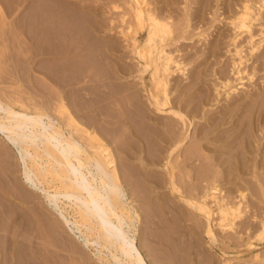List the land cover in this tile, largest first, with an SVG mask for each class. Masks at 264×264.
Masks as SVG:
<instances>
[{"label":"bare ground","instance_id":"1","mask_svg":"<svg viewBox=\"0 0 264 264\" xmlns=\"http://www.w3.org/2000/svg\"><path fill=\"white\" fill-rule=\"evenodd\" d=\"M43 1L41 0L40 3ZM46 1H49V0H46ZM56 1H59V0H56ZM56 1H53V2H56ZM114 1L115 0H113V2ZM125 1H126L125 2L126 5L128 4L129 6L128 5L127 6L130 7L131 10L128 7L127 8L130 11H132V12H130L128 10L131 13L129 15H131L132 19L130 18V16H129L130 19L127 18V22L130 23L131 25H129L126 22V19H125L126 17L124 18V16H121V18L123 17L122 18V24L127 23L128 25L127 26L125 25L126 27L122 28L120 30V33L119 32L118 33H119V35H121L120 37L123 38L122 40H124L128 43L127 46H129L131 49L130 50V53H131L130 58L132 57L131 59L134 61V65L136 63L137 70L135 68L134 69L136 71L133 70L132 68L134 67V65L131 68V66H129V63H128V66L130 68L129 67L128 68L124 67V68L129 73H130V71L131 72L135 71V74L137 73L138 79L140 81L143 79L144 74L149 75V81L151 83L150 88L147 85L142 86V87H144L147 101L154 108L155 111H157L159 113H166L170 117L169 118L166 117L167 118L166 121H163V119H161L162 117L161 118L157 117L158 116L157 113H156L157 115L155 114L156 116L153 117L152 115H150L149 112H147V109L143 106V104H140L139 102L134 101L135 99L129 100L130 99L129 96L132 98H136V100L139 96L137 97L135 95V93L129 94L128 92H130V91H128L127 92L128 93L127 98H129V99H127V98L126 99H127V101L128 100L131 102L133 101V103L130 104L129 102H125L126 105L130 104L129 106L127 105V107H126L127 108L126 109V115H125L126 117L125 118L121 117L122 119L123 118L124 119L120 120L121 118H118L116 116V118H118V120L117 119H113V120H114V122L116 120L120 121L119 126L117 127V129H114V127H116L117 124L115 123L116 124L115 125L114 122H112L115 125V126L113 125L114 127L112 126L113 127L112 129H114V130L113 131L110 130V132L111 131L112 132L107 133V130H109L108 128L111 127V126L108 127L109 125L107 126L108 127L107 130L105 127H104L105 128L104 131L99 130V129H102V127H101L102 124L106 125V123H102V122L107 120L106 117H105L106 120L105 119L103 120L101 118L103 120L101 122L102 124L96 125L97 124L96 121H94V123L92 121L91 122L92 124H90V122H89V124H88L89 127H87L88 126V125H86L87 122L84 120L86 122V124H83L84 121L82 123L81 122L82 119L80 121V119L76 118V116L73 115L72 111H70L69 107H68L69 108L68 109V108H65V106H64L62 108V112L58 113L59 116L56 118H52L46 112V109H48L50 107L49 103H46V102L43 103L42 102V104H39V105L37 104L38 106H40V109L38 107L37 109L34 108L35 109L34 110V109H31L28 106H26L27 104L25 105L26 107H24V106L20 107L19 106V108H16L14 103L10 104L11 102H9V101H8L9 103H5V101L3 102L2 100H0V138H2V140L6 144V147H10L15 152L16 158H17L19 165H20V168H21V179H22L24 185H26L33 192L35 191L38 194H40V197L41 196L43 197V201L46 204L47 208H49L50 211H52V213L58 219L57 221H59L61 223L59 225H62V227L67 230V232H69L71 235L74 236L73 241H71V242H73L71 244L72 250H71V248H68L74 254L83 255V252H82L83 249H87V250L90 249V251H92V256L98 261L99 264H153V263H151L152 261L149 262V260H148L150 255L149 256L147 255L149 250L147 251V247L145 246L146 244L143 245L141 242V240L143 238L140 239L138 237L139 233L137 231L138 229H137L136 223H138L137 221H138L139 217L142 216V215H139V213H140L139 210H141L140 209L141 207L139 208V206L141 205V203H144V205H147L146 207L148 209H150V206L156 205V203H158V205L160 204L161 197L163 195L161 196V194H159V191H156V190L161 189L160 183L162 184L163 182H162V179H160V177H159V179L155 178V180H156L155 181L154 178L152 180V179H149L148 177H146V175L148 174L147 172H145L147 174L144 175V172H142L139 169L137 170V168L135 169V166L133 164V159L134 158H136L137 160L139 159L141 162L146 163V164H148L150 161L149 164H151L150 165V167H151L152 165L159 163V161H162V160H160V158H161V156H163L162 155L163 152L166 153V159L168 158V160L163 164V166L161 164V166H162V168H164V170H166V172H164V171L163 172L166 173V176H167L165 181H167L166 184H168V186H169L168 188L170 190V194L178 195L176 197H179L178 199L180 201H182L184 203V205H186L188 207V208L187 207L186 208L188 210H191V212L193 211L194 215H198V217L202 219V220H200L201 221V223H199L200 225L199 224L198 225L201 228L200 230H203L202 232H204V234L208 237L209 247L213 248L219 244L221 239L219 238V234H217V231H216L217 229H219L221 232H224V234H226L225 238H223L224 234L221 236V238H223L222 240L226 239V242H227V246H225L223 243L224 241H222L220 244L221 245L220 247H227L231 250H234V252L236 254L251 253L254 250V248L256 247V245H254L255 243L264 245V90H259L258 92H256L255 95L247 96L246 93H244V90H241V91L236 93L237 87L233 88V85L231 86V84L233 82L239 81V84H241V87L243 88V87H245L244 81H247V82L252 81V83H253L254 79H256V78L259 79L258 78L259 70L264 69V31L261 30L260 28H259V31L255 30V28L253 27L254 24H257V22H260V21L261 22L263 21L261 23V26H264V0H202L201 1V4H202L201 9H199L200 7L199 8L195 7V11L193 10V12H192V8L194 9V6L190 3L193 0H191V1L180 0V1H183L185 4L183 6L182 12H179L181 10H173L176 6L175 4L178 5V3L180 2L179 0H163V2H162V0H125ZM19 2H20V0H19ZM26 2H27V0H26ZM36 2H37V0H36ZM49 2H47V4ZM199 2H196V4ZM22 3H20V4L22 5ZM29 3L31 4V2H29ZM115 3H117V2H115ZM192 3L194 4V1ZM18 4H16V6ZM20 4H19V6H21ZM42 4H45V2H43ZM55 4H57V2ZM58 5H59V3L57 4V6ZM64 5L65 4H62V6H64ZM112 5L114 6L113 9L119 10L118 5H115L114 3ZM190 5H191V7H190ZM19 6H17V7L19 8ZM29 6L32 9H34L33 7L35 5H33V6L29 5ZM38 6H39V3H38V5L36 4L33 13L34 12L36 13V11L38 10L36 8H38ZM49 6L47 8H49ZM73 6L75 7L76 4ZM172 6L174 8H172ZM220 6H222V7H220ZM45 7H46V5L44 6V9H45ZM203 7L206 10L213 12V14L211 15L212 17H210L211 18L210 20H212L210 22L211 23L213 22L212 24L217 23V22L222 23L223 21L221 19H223L224 21L225 20L228 21L229 25L228 24L227 25L231 27L228 30V31H230V34L228 35V39H227L228 41L221 43V41L218 40V37H216L217 36L216 35L217 33H216L215 37L218 41L216 42V40L215 41L213 40L214 46H212V47L210 46L208 52L212 56L211 59L215 58V61L216 60L219 61V55H220V52L222 49L220 46H221V44L226 45V47L225 46H223V47H225L226 53L231 55V60H230L229 65H228L231 69L228 68V70H230L229 72L232 73V76H230L231 74L228 76L229 72H227V73L223 72V76H222L224 78L223 86L226 88H227V86H229L228 87L229 89H227L229 91H228V93L225 92V93H227V96H225V98H227V102L222 107L221 116L217 117V115H215V117H217V119H215V117L214 118L208 117L206 119L207 123L205 122V125H202L201 127H199L197 129L196 134L193 135V137H191V135H189V132H188L190 126L193 125L190 117H188L186 115V113H183L180 109H178V107L176 109L173 106H171L170 100H169V95H170L169 94V87H170V84H172L171 81L174 78L173 76L180 74V73H182L183 75L186 74L185 68L188 69V67H185V65H183L185 63L180 61L181 58L179 60L176 59L174 52L176 51L179 53L181 51H179L178 48L173 50V51L172 50L169 51V47L174 46L175 44L176 45L180 44L181 48L184 46L186 47L187 44L185 43V41H188V40L193 41V38L191 36L194 35V36L201 37L204 34L203 32H196L195 33V31H194L193 35H190V33L193 32V31H191V29H192L191 27L193 26V24L196 23L195 22L191 25L192 21L197 19L198 22H202L204 20L203 14L205 13V11H203V10H205V9H203ZM214 7L216 9H214ZM31 8H29V10H31ZM63 8H65V7H63ZM78 8H79V6H78ZM80 8L82 9V7H80ZM177 8H178V6H177ZM177 8H175V9H177ZM67 9L69 10L68 7H67ZM213 9H214V11H213ZM54 10H55V8H54ZM64 10L65 9H63V11ZM86 11H87V9H86ZM38 12H39V10H38ZM43 12H48L47 15L50 16L49 10L48 11L43 10ZM126 13H128V12H126ZM27 14H29V13H27ZM43 14H46V13H43ZM65 14H67V12ZM70 14H71V12H70ZM41 15H42V13H41ZM63 15H62V17H63ZM74 15L72 13V17H74ZM82 15L84 16L85 14L83 13ZM127 15L128 14H125V16H127ZM31 16H33V14ZM31 16H29V18ZM37 16H39V15L37 14ZM87 16H86V18H87ZM221 16H224V17H221ZM22 17H23V15H22ZM25 17L27 19V16H25ZM33 17L35 18V15ZM39 17H40V19H42L44 17V15H43V17H41V16H39ZM11 18H12V16H11ZM50 18L51 17H49V19ZM40 19H38V20H40ZM78 19H79V17H78ZM89 20H91V19L89 18ZM130 20H133L132 23ZM78 21H80V20H78ZM120 21H121V19H120ZM30 22H32V21H30ZM45 22H48V21H45ZM45 22H43V23H45ZM179 22H180V24H179ZM15 23L17 24V22H15ZM15 23H14V25H15ZM49 23H50V21H49ZM63 23H65V21ZM85 23H86V20H85ZM5 24H6V22H5ZM217 24H214L215 27ZM23 25H25V24H23ZM33 25H35V24L33 23ZM82 25H83V23H82ZM82 25L80 27H82ZM118 25H120V24H118ZM196 25H198V24H196ZM199 25H200V23H199ZM214 25H212V26L214 27ZM8 26H10V25H8ZM42 26H41V29H42ZM52 26H53V24H52ZM59 26H60V24H59ZM87 26H90V25H87ZM12 27H14V26H12ZM34 27H36V26H34ZM43 28H44V26H43ZM87 28H89V27H87ZM6 29H7V27H6ZM52 29H53V27H52ZM82 29H83V27H82ZM93 29H94V27H93ZM195 29H198V27H195ZM45 30H46V28H45ZM47 30H50V29L47 28ZM71 30H73V29H71ZM175 30L178 31L177 35L174 34ZM222 30H221V32H222ZM30 31L29 32L32 33V30H30ZM60 31H62V30L60 29ZM91 31H89V32L91 33ZM176 31H175V33H176ZM44 32H46V31H44ZM71 33H72V31H71ZM37 34H38V32H37ZM79 34H80V32H79ZM219 34H220L219 37H221V33H219ZM8 35H9V33H8ZM50 36H51V33H50ZM61 36H62V34H61ZM203 36H205V35H203ZM256 37H258V38L256 39ZM55 38L56 37H54V39ZM91 38H90V40H91ZM117 39H114V40L112 39V40L115 41ZM9 40H10V38H9ZM48 40H49V38H48ZM48 40H46V41H48ZM94 40H95V38H94ZM107 40H109V39H107ZM118 40H117V42H118ZM5 41H7V40L5 39ZM35 41H37V40H35ZM79 41L81 42V40H79ZM200 41H202V40H200ZM117 42H115V44L113 43L112 45H115V46L118 45V44H116ZM43 43L44 42H42V45H44ZM55 43H56V41L53 44H55ZM82 44L84 45V43H82ZM47 45L49 46V41H48ZM51 45H52V43H51ZM109 45H111V44H108V46ZM76 46H77V44H76ZM79 46H80V44L77 47H79ZM127 46L125 44V47H127ZM193 46H194V44H193ZM26 47L27 46H25V48ZM80 47L77 49H80ZM83 47H86V46H83ZM88 47H89V45H88ZM104 47H105V44H104ZM178 47H179V45H178ZM30 48H32V47H30ZM90 48H92V47H90ZM102 48H103V46H102ZM108 48H110V47H108ZM113 48H114L115 52H117L115 47H113ZM51 49H52V53H54L53 52L54 48L52 47ZM62 49H63V47H62ZM86 49H83V50H86ZM127 49L128 48H126V50ZM194 49H195V47H194ZM33 50H35V49H33ZM102 50H100V51L103 52ZM75 51H77V50H75ZM123 51H124V49H123ZM41 52H43V54L45 53L44 50ZM56 52H59V50H57ZM81 52H82V50H81ZM110 52H112V51H110ZM115 52H113V53H115ZM222 52H224V51H222ZM39 53H40V51H39ZM52 53H50V54H52ZM107 53H109L108 50L106 53L104 51L102 54H104V57H105V54H107ZM184 53H185V51H184ZM45 54L47 55V53H45ZM48 54H49V52H48ZM96 54L94 52L92 54H89L90 63H91V61H93L92 67H91V65L89 66V64H87V66L89 68L90 67L93 68V65L96 64V62H97V64H99V62H98L99 60L97 59ZM98 54H100V53L98 52ZM192 54H195V52L194 53L192 52ZM176 55L178 56V54H176ZM185 55L189 56V54H184V56ZM221 55H222V53H221ZM27 56H29V55H27ZM113 56H114V54H113ZM85 57H87V56H85ZM101 57H103V55ZM107 57H108V59L112 58L111 54H110V56H107ZM195 58H196V56H195ZM27 59H29V58H27ZM31 59H30V61H31ZM117 59H115V60H117ZM77 60H79V59H77ZM86 60L89 62L88 59H86ZM105 60H106V58H105ZM112 60H114V59L112 58ZM57 61H59V60H57ZM94 61H96V62H94ZM206 61L207 60H205L204 63ZM84 62H85V59H84ZM84 62H83V64H84ZM101 62H103V61H101ZM55 63L57 64L58 62H55ZM110 64H111V66L110 65L109 66L112 67L113 66L112 62ZM114 64H116V63H114ZM59 65L60 64H58V66ZM79 65L81 66V63ZM188 65H189V63H188ZM206 65H207V62H206ZM107 66H108V64L106 65V67ZM124 66H126V65H124ZM84 67H86V66H84ZM101 67L102 66L99 67L98 71H102V70H100ZM121 67H123V66H121ZM226 67L227 66H225V68ZM49 68H50V66H49ZM67 68H66V70H67ZM91 68H90V70L93 71V69H91ZM95 68H97V67H95ZM116 68H118V67H116ZM116 68H113V69L116 70ZM222 68L223 67L221 66L220 69H222ZM220 69H219V71H221ZM74 70H75V68H74ZM90 70H88V71H90ZM109 70H108V72H112V69H109ZM117 70L120 71V65H119V68ZM122 70H123V68H122ZM122 70L120 71V73L122 72ZM202 70H203V68H202ZM104 71L106 74L105 76H107L109 73L106 72V70H104ZM64 72L65 71H63V74H64ZM83 72H84V70H83ZM209 72H210V70H209ZM217 72H218V70H217ZM56 73H57V71H56ZM76 73H77V71H76ZM93 73H96V72L94 71ZM102 73H104V72L102 71ZM113 73L114 72H112L110 74L112 75ZM49 74H51V73H49ZM95 75L99 76V74H97V73L94 74L93 76H95ZM199 75H200V73H199ZM208 75H210V74H208ZM105 76H104V79H105ZM128 76H130V75H128ZM108 77L109 76H107V78ZM97 78H99V77H97ZM196 79H198V77ZM205 80H207V79H205ZM64 81H66V80H64ZM116 81H119V78ZM116 81H114V83ZM193 81H195V80H193ZM70 82H71V80L69 81V83ZM105 82H103V83H105ZM121 82L122 81H120L119 84H122ZM119 84H118V86H119ZM62 85H63V82H62ZM178 85H179V83H178ZM197 85H199V84H197ZM187 88H189V87H187ZM115 90H114V92H115ZM123 90H125V92H119V94L120 93H126L127 88L123 89ZM123 90H121V91H123ZM64 91H65V89H64ZM117 91L115 93H112V94H114V96H115L117 94ZM100 92H102V91H100ZM100 92H99V94H100ZM187 92H189V91H187ZM110 94L108 95V93H107L106 96L110 97ZM119 94L117 96H119ZM179 94H178V96H179ZM62 95H63V93H62ZM103 95H104V93H103ZM121 95H123V94H121ZM111 96H113V95H111ZM185 96H187V95H185ZM1 97H2V95H1ZM119 97L121 100L122 97L121 96H119ZM119 97H117V98L119 99ZM124 97H126V96H124ZM143 97H145V96H143ZM180 97H181V95H180ZM201 97H202V94H201ZM205 97H206V95H205ZM7 98H6V100H7ZM62 98H63V96L61 97V99ZM115 98H116V96H115ZM115 98H113V99H115ZM63 99H65V98H63ZM105 99H107V97ZM179 99H181V98H179ZM34 100H32V101H34ZM101 100H103V99L101 98ZM112 100H110V101H112ZM124 100H125V98H124ZM11 101H12V99H11ZM66 101H68V99H66ZM93 101H94V99H93ZM107 101H109V100L107 99ZM117 101L120 103L119 100H117ZM122 101H123V99H122ZM204 101H206V100L204 99ZM17 102H18V100H17ZM105 102H106V100H105ZM144 102H146V101H144ZM177 102H178V100H177ZM20 103H22V102H20ZM58 103H60V102H58ZM68 103H70V102H68ZM115 103H116V100H115ZM192 103H193V101H192ZM201 103H203V100ZM21 105H24V104H21ZM73 105H72V107H73ZM177 105H178V103H177ZM16 106H17V104H16ZM107 106H109V105H106V107ZM110 106H114V105L110 104ZM122 106H123V104L121 105V107ZM60 107H61V105H60ZM103 107H105V106H103ZM53 108H54V105H53ZM107 108L109 109L110 107H107ZM196 108H198V107H196ZM200 108L201 107L198 108L199 109V110H197L198 112L200 110H202V108L201 109ZM72 109H74V108H72ZM122 109H120V110L122 111ZM80 110L82 111V107ZM118 111H119V109H118ZM83 112H84V110H83ZM100 112L104 113L105 110L104 111L101 110ZM97 113L99 114V111ZM123 113H125V112H123ZM83 114H85V113H83ZM115 114H116V112H115ZM151 114H153V113H151ZM95 115H97V114H95ZM95 115H93V116H95ZM103 115L105 116V114H103ZM103 115H101V113H100V116H103ZM111 115L112 114L110 113V118H111ZM79 116H81V115H79ZM83 116L86 117L85 115H83ZM118 116H120V115H118ZM218 116H219V114H218ZM77 117H78V115H77ZM88 117L89 116H87L86 119H88ZM92 117H90V118H92ZM107 117L109 118V116H107ZM83 119H85V118H83ZM101 119H99V122L101 121ZM95 120L98 121V119H96V118H95ZM193 121H195V120H193ZM112 123L109 122L110 125ZM97 126H99L100 128ZM179 126H180L181 130H183L182 128L186 129L185 132L181 131L183 134L180 132ZM104 133H105V135H108L109 137L107 136L108 137L107 138L104 135ZM212 134H213V136H212ZM123 136L125 137L126 141H124V139L121 138ZM120 139H123V141H121ZM110 141H112L111 143L114 142V144L117 145L115 149L113 148V146L111 147V145L106 144L107 142L110 143ZM189 143L191 145L196 143L193 145V147H195V150H197V151H192L191 150L192 146H190L191 152H190V150H187V149H189V147L187 145ZM201 150H205L206 152H208V154L205 156L204 154H202L203 151H201ZM187 151H189V152H187ZM117 157L120 158L121 161H118ZM147 161H148V163H147ZM149 164H148V166H149ZM186 168H188V169L190 168V170H193L194 172L196 171L195 173H197V171H198V174L200 172L201 173L204 172V174L207 176L208 175L213 176L211 181L209 180L210 178L207 179L209 176L208 177L205 176V177H207L206 182H208V183H207V186L205 185L207 187V189H206L207 191H205L203 193V195L200 196L198 194L194 195L193 193H190V192L188 193V191H186L187 189L190 190L193 188V190H196L198 187L196 188L195 185H193V186L192 185L188 186V184L186 185L187 181L184 182L185 180H183L185 178L180 179V180H179V178H176L177 175L175 172L178 171V174L180 175L182 173H185L184 170ZM144 170L145 169H143V171ZM208 173H210V174H208ZM163 175H165V174H163ZM158 176H160V175H158ZM154 177H155V174H154ZM163 180H164V178H163ZM178 180H179V182L182 180L181 183H178ZM199 181H200V179H199ZM222 181H223V183H222ZM182 182L185 183V186L183 185ZM190 182H192V181H190ZM47 184L48 185H50V184L54 185L55 184V189L54 190H51L52 188L49 189L46 186ZM186 187H187V189H186ZM198 190H199V188H198ZM153 192H155L157 194V195H154L155 197H153L151 195V194H153ZM21 193H22L21 195L23 197L24 196L27 197L29 195V193L27 194V192L25 193V191H23ZM31 194H33V193H31ZM195 194H196V192H195ZM167 198H168V196H167ZM166 201H167V199H166ZM139 203H140V205H139ZM177 203H179V202H177ZM211 203H213V204H211ZM66 205L74 208L73 211L76 212V214L80 220H76V219L70 217L69 216L70 214L68 215V213L64 207ZM180 205H178V213L181 216V215H183L184 210L186 208L185 207L182 208ZM17 207H18V205H17ZM187 209H186V211H187ZM10 210L12 211V209H10ZM164 211H166V210H164ZM14 212H16V209ZM173 212H175V210ZM173 212L171 214H173ZM1 213H2V211H1ZM152 213H154V212H152ZM193 213L190 216L193 217L194 216ZM9 214H10V212H9ZM147 214H149V213H147ZM147 214H146V217H144V218H147V220H149L151 222V220H152V219L150 220L151 214H149V215H147ZM157 214L155 213L156 216H157ZM178 216L179 215H177V217ZM198 217H196L197 219L193 222V224L199 220ZM181 218H184V217H180V219ZM194 218L195 217H193V219ZM17 219H19V218H17ZM161 219H162V217H161ZM187 219L192 220L189 217ZM5 220H3V221H5ZM21 220L19 221V224H18V226L20 225L19 227H21V226L27 227L28 226L30 229H32L31 224L33 223V220L29 216H26L24 220H22V221ZM183 220L185 221V219H183ZM180 221H182V220H180ZM155 222H156V220H155ZM160 223H162V222H160ZM13 224H15V223H13ZM176 225H177V223H176ZM171 226H173V224ZM197 226H195V227H197ZM158 227H160V226H158ZM169 227H170V225H169ZM10 228H11V226H10ZM46 228H48V225ZM155 228H157V227H155ZM39 229H40V227H39ZM177 229H178V227H177ZM166 230H168V229H166ZM170 230H172V229H170ZM179 230H180V228H179ZM179 230H178V232H179ZM182 230H183V228H182ZM31 231L33 232V230H31ZM144 232H145V230H144ZM180 232H182V231H180ZM202 232H200V233L202 234ZM16 233H18V232H16ZM19 233H22V232L20 231ZM39 233H41V232H39ZM151 233H149V234H151ZM186 233H187V231L185 232V235H186ZM28 234H30V233L28 232ZM41 234H43V233H41ZM41 234H39V235H41ZM197 234H196V237H197ZM165 235H166V233H165ZM193 235H195V233ZM50 236H52V235H50ZM198 236L200 237V235H198ZM24 237H26V236H23L22 239H24ZM179 237H180V235H179ZM64 238L62 240H66ZM137 239L139 240V242ZM164 239H167V238H164ZM180 239L182 240V238H180ZM180 239H179V241H180ZM190 239H192V238H190ZM162 240H163V238H162ZM24 241H26V239ZM27 241H29V240H27ZM2 242H1V244H2ZM39 242H41V241H39ZM182 242H183V240H182ZM199 242H200V240H199ZM46 243H47V241H46ZM187 243H188V241H187ZM239 243H242V246L244 247L243 250H239L242 247V246H240L238 248V246L240 245ZM20 244H21V246H25L24 245L25 243L23 244V242H21ZM151 244H152V242H151ZM167 244H168V242H167ZM53 245H54V242H53ZM174 246H175V244L173 245V247ZM44 247H45V245H44ZM23 248H25V247H23ZM28 248L29 247H27L26 249H28ZM167 248H169V246ZM227 248H225L223 250H226ZM9 249H10V247H9ZM149 249H151V248H149ZM160 249H159V252H160ZM41 251H43L42 248H41ZM202 251H200V252H202ZM167 252H169V251H167ZM40 253L42 254V252L39 251V254ZM174 253H175V251H174ZM181 253H182V251H181ZM204 253H206V251ZM208 253H210V252H208ZM224 254H225V252H224ZM226 255H227V253H226ZM255 255H256V253H255ZM165 256H166V254H165ZM202 256H204V255H202ZM261 256H262V254H261ZM204 257H208V256H204ZM217 257H218V255H217ZM252 257H254L253 259L258 258V260H260L258 255H256V256L252 255ZM58 258H56V259H58ZM61 258H63V256ZM165 258L166 257H164V259ZM3 259H4V257H3ZM105 259L107 261H105ZM180 259L182 260V258H180ZM210 259H212V258H210ZM225 259L226 260H223V264H235L229 260L230 258L229 259L225 258ZM244 259L246 260V258H244ZM261 259H263V257H261ZM23 260H25V259H23ZM38 260H40V259H38ZM60 260H62V259H60ZM157 260H159V259H157ZM165 260H164V262H165ZM236 260L238 261L239 259H236ZM182 261H184V260H182ZM251 261H253V260H251ZM251 261L249 259V262H251ZM168 262H167V264H168ZM179 264H181V262ZM258 264H264V261H261V263H258Z\"/></svg>","mask_w":264,"mask_h":264},{"label":"rangeland","instance_id":"2","mask_svg":"<svg viewBox=\"0 0 264 264\" xmlns=\"http://www.w3.org/2000/svg\"><path fill=\"white\" fill-rule=\"evenodd\" d=\"M10 1V2H9ZM16 1V0H15ZM14 0H0V100H2L3 102L5 101V103H9L11 102L10 104L14 103L15 104V107L16 108H19V106H28L29 108L31 109H37L39 107L40 109V106H38L39 104H42L43 103H49L50 107L48 109H46V112L52 117V118H56L58 117V113L62 112V108L65 106V108H70V111H72L73 115L76 116V118L82 119V123L83 121L85 120L87 122L84 121L83 124H86L88 125L89 122L90 124H92L91 122L93 121H96V125H100L102 123H106V125L102 124L101 127L102 129H99V130H107L108 128L109 130H107V133H111L114 129H117V127L119 126V122L120 121H117L118 118H121V117H126V107L127 105L129 106L131 103H133V101H129L131 99H135L134 101L136 102H139L140 104H143V106L147 109V112L150 113V115H152L153 117L156 116L158 114L157 117L163 119V121H166V117H170L168 116V114L166 113H159L157 111L154 110V108L148 103L147 101V98H146V93H145V90H144V85H147L149 88H150V81H149V75L148 74H144L143 76V79L140 81L138 79V75L137 73L135 74V71L137 70V65L135 63L134 65V61L130 58L131 56V53H130V47L127 46L128 43L124 40H122L123 38L120 37L121 35H119L120 33V30L124 27H126L128 24L131 25L130 23L127 22V18L130 19L131 18V14L130 11V7H128L126 5V1L125 0H115L113 2V0H59V1H56V0H49V1H46V0H42L43 2H45V4H42L43 2L40 3L41 0H17L15 2ZM53 1H56L57 4L59 3V5L57 6V4H55L56 2H53ZM61 1V2H60ZM64 1V2H63ZM70 1V2H69ZM180 1V0H179ZM178 1V2H179ZM184 1V0H183ZM183 1H180L177 4H175V8H178L175 9L173 6L172 8H174L173 10H181L179 12H182L183 11V6L185 5ZM191 1V0H189ZM194 1V4L192 3ZM192 2H190L193 6H194V9L192 8V12L193 10L195 11V7L196 8H199L201 9L202 7V4H201V1L202 0H193ZM200 1V2H199ZM23 2V3H22ZM26 2V3H25ZM31 2V4L29 3ZM47 2H49L47 4ZM117 2V3H115ZM163 2V0H162ZM188 2V1H187ZM196 2H199L196 4ZM13 5H12V4ZM22 3L21 6H19V4ZM34 3V4H33ZM39 3V6L38 10L36 11V13L34 14L33 11L35 9V6L36 4L38 5ZM115 4V5H118V9H113V5L112 4ZM170 3V2H169ZM176 3V2H175ZM189 3V4H190ZM16 4H18L17 6H19V8L16 6ZM28 4V5H27ZM62 4H65L64 6H62ZM76 6L74 7L73 5ZM9 5V6H8ZM26 5V6H25ZM29 5L33 6L35 5L32 9ZM46 5L45 9H44V6ZM49 8H47L48 6ZM53 5V6H52ZM72 5V6H71ZM12 6V7H11ZM62 6V7H61ZM69 8V10L67 9V7ZM82 7V9L80 8ZM198 6V7H197ZM31 8V10H29V8ZM65 7V8H63ZM130 9H128V8ZM191 7V5H190ZM222 7V6H220ZM28 8V9H27ZM41 8V9H40ZM55 8V10H54ZM78 8V9H77ZM180 8V9H179ZM238 8V7H237ZM27 9V10H26ZM47 9V10H46ZM51 9V10H50ZM63 9H65L63 11ZM87 9V11H86ZM203 9H205L203 7ZM214 9H216L214 7ZM213 9V11H214ZM18 10V11H17ZM42 10V11H41ZM43 10L45 11H48L49 10V15H47L48 12H43ZM67 10V11H66ZM130 12H129V11ZM24 11V12H23ZM30 11V12H29ZM51 11V12H50ZM61 11V12H60ZM71 14H70V12ZM75 11V12H74ZM85 11V12H84ZM205 11V13L203 14V17H204V20L202 22H198L197 19L193 20L191 25L193 23V26L191 27V32L190 35H193L194 31L195 33L196 32H203L205 36H201V37H198V36H191L193 38V41L192 40H188V41H185V43L187 44L186 47H182L179 45H174V46H170L169 47V51H173L175 49L178 48L179 51L181 52H174L175 56H176V59L179 60L180 58V61L185 63L183 65H185V67H188L185 68L186 69V74H177L175 76H173V80L171 81L172 84H170V87H169V100H170V105L173 106L174 108L177 109H180L183 113H186V115L188 117H190L191 121H192V124L188 130L189 132V135H191V137H193V135L196 134L197 132V129L199 127H201L202 125H205V122H206V119L208 117H215V115H217V117H220L221 116V110H222V107L226 104L227 102V98H225V96H227V93L229 90L227 86L224 87L223 86V81H224V78L222 77L223 76V72L227 73L229 72L231 69L228 65H229V62L231 60V55L226 53V45H222L221 44V52H220V55H219V61L216 60L215 61V58L211 59V54H209V47L211 46H214V41L216 40V42L218 40L221 41V43H224L225 41L227 42L228 40V35L230 34V31H228L231 27L228 26L229 23L228 21H224L223 19H221L223 22H217V23H214V24H217L216 27L214 24H212L210 21L212 17L211 15L213 14V12L209 11V10H203ZM222 11V10H221ZM220 11V12H221ZM26 12V13H25ZM42 15H41V13ZM53 12V13H52ZM59 14H57V13ZM67 12V14H65ZM90 12V13H89ZM92 12V13H91ZM125 12V13H124ZM128 12V13H126ZM13 15H12V14ZM29 13V14H27ZM43 13H46V14H43ZM72 13L74 15V17H72ZM78 13V14H77ZM85 14L84 16L82 14ZM209 13V14H208ZM33 14V16L35 15V18L37 19L39 16L44 17L42 19H40V17L38 19L40 20H36L33 16H31ZM37 14L39 16H37ZM57 14V15H56ZM61 14V15H60ZM64 14V15H63ZM81 14V15H80ZM88 16H87V15ZM124 14V15H123ZM125 14H128L127 16H125ZM10 15V16H9ZM23 15V17H22ZM63 15V17H62ZM80 15V16H79ZM95 15V16H94ZM12 16V18H11ZM27 16V19L26 17ZM29 16H31L29 18ZM71 16V17H70ZM87 16V18H86ZM121 16H124V18L126 19V22L128 23H124L122 24V18ZM130 16V18H129ZM225 16V15H224ZM224 16H221V17H224ZM49 17H51L49 19ZM56 17V18H55ZM79 17V19H78ZM82 17V18H81ZM209 17V18H208ZM11 18V19H10ZM15 18V19H14ZM20 20H19V19ZM29 18V19H28ZM34 20H33V19ZM54 18V19H53ZM76 18V19H75ZM89 18L91 20H89ZM220 18V17H219ZM54 21H53V20ZM86 20V23H85V20ZM88 19V20H87ZM94 19V20H93ZM121 19V21H120ZM132 19V18H131ZM207 19V20H206ZM16 20V21H15ZM19 20V21H18ZM29 20V21H28ZM44 20V21H43ZM80 20V21H78ZM24 21V22H23ZM32 21L35 25H33ZM39 21V22H38ZM41 21V22H40ZM45 21H48V22H45ZM50 21V23H49ZM52 21V22H51ZM56 21V22H55ZM58 21V22H57ZM65 21V23L63 22ZM131 23L133 20H130ZM129 21V22H130ZM201 21V20H200ZM208 21V22H207ZM6 22V24H5ZM11 24H10V23ZM17 22V24L15 23ZM27 22V23H26ZM37 22V23H36ZM45 22V23H43ZM93 22V23H92ZM121 22V23H120ZM263 22V21H262ZM261 21L260 22H257V24H254V28L255 30H258L259 31V28L261 30L264 31V26H261ZM15 23V25H14ZM19 23V24H18ZM41 23V24H40ZM83 23V25H82ZM88 23V24H87ZM200 23V25H199ZM211 25H210V24ZM259 23V24H258ZM25 24V25H23ZM49 24V25H48ZM53 24V26H52ZM60 24V26H59ZM99 24V25H98ZM120 24V25H118ZM180 24V22H179ZM198 24V25H196ZM224 24V25H223ZM228 24V25H227ZM10 25V26H8ZM44 28H43V26ZM73 25V26H72ZM82 25V27H80ZM87 25H90V26H87ZM104 25V26H103ZM126 25V26H125ZM203 25V26H202ZM214 25V27L212 26ZM219 25V26H218ZM14 26V27H12ZM36 26V27H34ZM41 26H42V29H41ZM72 26V27H71ZM99 26V27H98ZM111 26V27H110ZM113 26V27H112ZM7 27V29H6ZM11 27V28H10ZM35 29H34V28ZM51 27V28H50ZM53 27V29H52ZM74 27V28H73ZM89 27V28H87ZM94 27V29H93ZM116 27V28H115ZM195 27H198V29H195ZM202 27V28H201ZM207 29H206V28ZM226 27V28H225ZM258 27V28H257ZM40 28V29H39ZM46 28V30H45ZM50 29V30H47ZM56 28V29H55ZM97 28V29H96ZM102 28V29H101ZM263 28V29H262ZM5 29V30H4ZM9 29V30H8ZM19 29V30H18ZM21 29V30H20ZM55 29V30H54ZM58 29V30H57ZM60 29L62 31H60ZM73 29V30H71ZM82 29V30H81ZM92 31H91V30ZM105 29V30H104ZM111 29V30H110ZM175 29V28H174ZM195 29V30H194ZM217 29V30H216ZM223 29V30H222ZM8 30V31H7ZM14 30V31H13ZM32 30V33H30ZM34 30V31H33ZM46 32H44V31ZM64 30V31H63ZM67 30V31H66ZM70 30V31H69ZM108 30V31H107ZM178 30V29H177ZM199 30V31H198ZM206 30V31H205ZM214 30V31H213ZM222 30V32H221ZM22 31V32H21ZM30 31V32H29ZM43 31V32H42ZM58 31V32H57ZM72 31V33H71ZM77 31V32H76ZM80 34H79V32ZM86 31V32H85ZM91 31V33L89 32ZM102 31V32H101ZM107 31V32H106ZM176 31V30H175ZM174 31V34L177 35L178 31H176L175 33ZM205 31V32H204ZM5 32V33H4ZM19 32V33H18ZM24 32V33H23ZM28 34H27V33ZM38 32V34H37ZM41 32V33H40ZM49 34H48V33ZM56 34H55V33ZM63 32V33H62ZM66 32V33H65ZM119 32V33H118ZM209 32V33H208ZM9 33V35H8ZM30 33V34H29ZM50 33H51V36H50ZM217 33V34H216ZM221 33V37L220 34ZM228 33V34H227ZM258 33V32H257ZM47 34V35H46ZM62 34V36H61ZM74 34V35H73ZM77 34V35H76ZM85 34V35H84ZM90 34V35H89ZM104 34V35H103ZM217 36H216V35ZM7 35V36H6ZM17 35V36H16ZM27 35V36H26ZM30 35V36H29ZM47 37H45V36ZM53 35V36H52ZM59 35V36H58ZM64 35V36H63ZM83 35V36H82ZM92 35V36H91ZM99 37H98V36ZM21 36V37H20ZM23 36V37H22ZM36 36V37H35ZM43 36V37H42ZM82 36V37H81ZM94 36V37H93ZM97 36V37H96ZM210 36V37H209ZM218 37V40L216 39V37ZM54 37H56L54 39ZM61 39H60V38ZM64 37V38H63ZM78 39H76V38ZM92 37V38H91ZM119 39H117V38ZM207 37V38H206ZM227 37V38H226ZM10 38V40H9ZM24 38V39H23ZM35 38V39H34ZM49 38V40H48ZM53 38V39H52ZM69 38V39H68ZM91 38V40H90ZM95 38V40H94ZM196 38V39H195ZM202 40V41H200ZM214 38V39H213ZM221 38V39H220ZM224 38V39H223ZM258 37H256L257 39ZM5 39L7 41H5ZM23 39V40H22ZM26 39V40H25ZM33 39V40H32ZM42 39V40H41ZM60 39V40H59ZM65 39V40H64ZM76 39V40H75ZM88 39V40H87ZM109 39V40H107ZM114 39H117L115 41H113ZM195 39V40H194ZM212 39V40H211ZM20 40V41H19ZM37 40V41H35ZM41 40V41H40ZM49 41V46L47 45L48 41ZM51 40V41H50ZM56 43L53 44L55 41ZM64 42H63V41ZM81 40V42L79 41ZM84 40V41H83ZM88 42H87V41ZM106 40V41H105ZM122 40V41H121ZM214 40V41H213ZM12 41V42H11ZM60 43H59V42ZM79 43H78V42ZM83 41V42H82ZM108 41V42H107ZM193 43H192V42ZM213 41V42H212ZM23 42V43H22ZM28 42V43H27ZM30 42V43H29ZM42 42H44L42 45ZM111 44L108 46V44ZM115 42H117L116 44L118 45H112L113 43L115 44ZM209 42V43H208ZM212 42V43H211ZM10 43V44H9ZM40 43V44H39ZM52 43V45H51ZM59 43V44H58ZM84 43V45L82 44ZM86 43V44H85ZM94 43V44H93ZM97 43V44H96ZM101 43V44H100ZM34 44V45H33ZM57 44V45H56ZM62 44V45H61ZM73 44V45H72ZM77 46L80 44V49H77L79 47ZM82 44V45H81ZM93 44V45H92ZM104 44H105V47H104ZM125 44L127 47H125ZM194 44V46H193ZM21 45V46H20ZM34 47H33V46ZM37 45V46H36ZM40 45V46H39ZM46 45V46H45ZM51 45V46H50ZM55 45V46H54ZM69 45V46H68ZM71 45V46H70ZM89 45V47H88ZM92 45V46H91ZM103 48H102V46ZM122 45V46H121ZM25 46H27L25 48ZM58 46V47H57ZM75 46V47H74ZM83 46H86V47H83ZM225 46V47H223ZM22 47V48H21ZM32 47V48H30ZM42 47V48H41ZM44 47V48H43ZM54 48L53 49V52L52 53V49L51 48ZM63 47V49H62ZM70 47V48H69ZM88 47V48H87ZM92 47V48H90ZM100 47V48H99ZM107 47V48H106ZM110 47V48H108ZM116 49L117 52H115L114 48ZM195 47V49H194ZM24 48V49H23ZM29 48V49H28ZM49 50H48V49ZM72 48V49H71ZM87 48V49H86ZM105 48V49H104ZM121 48V49H120ZM124 51H123V49ZM126 48H128L126 50ZM181 48V49H180ZM197 48V49H196ZM199 48V49H198ZM224 48V49H223ZM23 49V50H22ZM26 49V50H25ZM32 49V50H31ZM35 49V50H33ZM37 49V50H36ZM39 49V50H38ZM83 49H86V50H83ZM89 49V50H88ZM92 49V50H91ZM96 49V50H95ZM103 49V50H102ZM109 53L105 54V57H104V54H102L104 51L105 53L107 52V50ZM168 49V48H167ZM45 53H47V55L43 54V51ZM46 50V51H45ZM57 50H59V52H56ZM61 50V51H60ZM68 50V51H67ZM77 50V51H75ZM82 50V52H81ZM99 50V51H98ZM100 50H102L103 52H101ZM114 50V51H113ZM119 50V51H118ZM194 50V51H193ZM40 51V53H39ZM112 51V52H110ZM185 51V53H184ZM206 51V52H205ZM224 51V52H222ZM24 52V53H23ZM37 52V53H36ZM49 54L52 53V54ZM76 54H75V53ZM86 52V53H85ZM91 52V53H90ZM97 53L96 54V57L97 59L99 60V64H97L96 61V64L93 65V68L92 67V62L90 63V60H89V54H92V53ZM98 52L101 54H98ZM115 52V53H113ZM129 52V53H128ZM192 52L195 54H192ZM56 53V54H55ZM60 53V54H59ZM89 53V54H88ZM119 53V54H118ZM200 53V54H199ZM222 53V55H221ZM36 54V55H35ZM63 54V55H62ZM84 54V55H83ZM111 54V57L114 59L112 60V58L108 59L107 56H110ZM114 54V56H113ZM125 54V55H124ZM178 54V56L176 55ZM182 54V55H181ZM184 54H189L188 55H185ZM209 54V55H208ZM225 54V55H224ZM29 55V56H27ZM54 55V56H53ZM56 55V56H55ZM62 55V56H61ZM74 55V56H73ZM80 55V56H79ZM103 55V57H101ZM129 55V56H128ZM198 55V56H197ZM200 55V56H199ZM227 55V56H226ZM59 56V57H58ZM82 56V57H81ZM87 56V57H85ZM123 56V57H122ZM196 56V58H195ZM203 56V57H202ZM34 57V58H33ZM46 57V58H45ZM77 57V58H76ZM80 57V58H79ZM123 59H122V58ZM198 57V58H197ZM29 58V59H27ZM32 58V59H31ZM50 58V59H49ZM56 58V59H55ZM74 58V59H73ZM106 58V60H105ZM118 58V59H117ZM128 58V59H127ZM200 58V59H199ZM227 58V59H226ZM31 59V61H30ZM64 59V60H63ZM79 59V60H77ZM84 59H85V62H84ZM88 59L89 62L86 60ZM104 59V60H103ZM110 61H108V60ZM117 59V60H115ZM125 59V60H124ZM218 59V58H217ZM225 59V60H224ZM33 60V61H32ZM40 60V61H39ZM59 60V61H57ZM63 60V61H62ZM103 62H101V61ZM125 62H124V61ZM129 60V61H128ZM192 60V61H191ZM207 60V65H206V62L204 63V61ZM30 61V62H29ZM54 61V62H53ZM62 61V62H61ZM65 61V62H64ZM84 64H83V62ZM132 61V62H131ZM190 61V62H189ZM201 61V62H200ZM46 62V63H45ZM50 62V63H49ZM55 62H58L57 64ZM70 64H69V63ZM79 62V63H78ZM108 62V63H107ZM113 64L112 67L111 66V63ZM116 64H114V63ZM120 62V63H119ZM131 62V63H130ZM195 64H193V63ZM226 62V63H225ZM32 63V64H31ZM45 63V64H44ZM66 63V64H65ZM81 63V66L79 65ZM108 64V66L106 67V65ZM123 63V64H122ZM128 63H129V66H131L133 70H135L134 72L130 71V73L124 68V67H129L128 66ZM187 63V64H186ZM189 63V65H188ZM199 63V64H198ZM215 63V64H214ZM218 63V64H217ZM52 64V65H51ZM56 64V65H55ZM58 64H60L58 66ZM65 64V65H64ZM72 64V65H71ZM87 64H89V66L91 65V69L87 66ZM104 64V65H103ZM122 64V65H121ZM198 64V65H197ZM202 64V65H201ZM46 65V66H45ZM71 65V66H70ZM97 65V66H96ZM110 65V66H109ZM119 65H120V71L122 70V72L120 73L119 70H117L119 68ZM126 65V66H124ZM188 65V66H187ZM210 65V66H209ZM224 65V66H223ZM50 66V68H49ZM80 66V67H79ZM86 66V67H84ZM97 68H95V67ZM102 66L100 68V70H102L104 73H102V71H98L99 70V67ZM123 66V67H121ZM136 66V67H135ZM203 66V67H202ZM212 66V67H211ZM221 66L223 67L222 69ZM225 66H227L225 68ZM68 67V68H67ZM110 67V68H109ZM118 67V68H116ZM208 67V68H207ZM215 67V68H214ZM53 68V69H52ZM67 68V70H66ZM75 68V70H74ZM85 68V69H84ZM96 70H95V69ZM113 68H116L113 69ZM130 68V67H129ZM135 68V69H134ZM203 68V70H202ZM51 69V70H50ZM57 69V70H56ZM71 71H70V70ZM82 69V70H81ZM109 69H112V72H114L112 75L110 73L112 72H108ZM131 69V70H132ZM207 69V70H206ZM219 69L221 71H219ZM84 70V72H83ZM90 70V71H87ZM108 72L109 74L107 76H109L107 78V76H105V71ZM115 70V71H114ZM129 70V69H128ZM191 70V71H190ZM210 70V72H209ZM218 70V72H217ZM57 71V73H56ZM62 71V72H61ZM63 71L64 74H63ZM70 71V72H69ZM77 71V73H76ZM96 72L98 75H95L93 76L94 74L96 73H93V72ZM110 71V70H109ZM125 71V72H124ZM202 71V72H201ZM51 74H49V73ZM55 72V73H54ZM79 72V73H78ZM117 72V73H116ZM128 72V73H127ZM214 72V73H213ZM62 73V74H61ZM68 73V74H67ZM200 73V75H199ZM202 73V74H201ZM261 73V74H260ZM72 74V75H71ZM92 74V75H91ZM101 74V75H100ZM125 74V75H124ZM130 76H128V75ZM210 74V75H208ZM214 74V75H213ZM231 74V75H230ZM52 75V76H51ZM64 75V76H63ZM103 75V76H102ZM137 75V76H136ZM180 75V76H179ZM213 75V76H212ZM232 76V73H228V76ZM258 78L259 79H254L253 83L252 81H244L245 83V87H241V84H239V81H236V82H233L231 84V86L233 85V88H236L237 87V92L241 91V90H244V93H246L247 96H252V95H255L256 92H258L259 90H264V69H261L259 70V74H258ZM69 76V77H68ZM72 76V77H71ZM91 76V77H90ZM104 76H105V79H104ZM114 78H113V77ZM122 76V77H121ZM126 76V77H125ZM129 78H128V77ZM133 76V77H132ZM64 77V78H63ZM99 77V78H96ZM112 77V78H111ZM176 77V78H175ZM178 77V78H177ZM198 77V79H196ZM62 78V79H61ZM71 78V79H70ZM73 78V79H72ZM119 78V81H116L118 80ZM122 78V79H121ZM131 78V79H130ZM189 78V79H188ZM103 79V80H102ZM179 79V80H178ZM207 79V80H205ZM209 79V80H208ZM263 81H262V80ZM61 80V81H60ZM66 80V81H64ZM71 80V82L69 83V81ZM106 82H105V81ZM108 80V81H107ZM131 80V81H130ZM195 80V81H193ZM197 80V81H196ZM56 81V82H55ZM97 81V82H96ZM112 81V82H111ZM114 81H116L114 83ZM120 81H122L121 83L122 84H119ZM128 81V82H127ZM137 81V82H136ZM192 81V82H191ZM199 81V82H198ZM62 82H63V85H62ZM105 82V83H103ZM124 82V83H123ZM150 84H149V83ZM201 82V83H200ZM259 82V83H258ZM69 83V84H68ZM96 83V84H95ZM179 83V85H178ZM181 83V84H180ZM205 83V84H204ZM68 84V85H67ZM105 84V85H104ZM119 84V86H118ZM135 84V85H134ZM149 84V85H148ZM199 84V85H197ZM237 84V85H236ZM239 84V85H238ZM56 85V86H55ZM95 85V86H94ZM108 85V86H107ZM134 85V86H133ZM188 85V86H187ZM195 85V86H194ZM235 85V86H234ZM263 85V86H262ZM58 86V87H57ZM173 86V87H172ZM192 86V87H191ZM214 86V87H213ZM216 86V87H215ZM261 86V87H260ZM64 87V88H63ZM95 87V88H94ZM117 87V88H116ZM125 87V88H124ZM134 87V88H133ZM189 87V88H187ZM256 87V88H255ZM63 88V89H62ZM106 88V89H105ZM114 88V89H113ZM127 88V91H130L128 92L129 94L131 93H135V95L138 97L137 100L136 98H132L129 96V98H127V95L128 93H120L119 92H125V90L123 89H126ZM201 88V89H200ZM65 89V91H64ZM93 89V90H92ZM109 89V90H108ZM116 89V90H115ZM123 91H121V90ZM129 89V90H128ZM138 89V90H137ZM209 89V90H208ZM108 90V91H107ZM117 91V94L115 95L116 98L121 96V100H120V97L119 99L115 98L114 94L112 93H115L114 92ZM120 90V91H119ZM135 90V91H134ZM171 90V91H170ZM61 91V92H60ZM97 91V92H96ZM102 91V92H100ZM110 91V92H109ZM133 91V92H132ZM175 93H174V92ZM178 91V92H177ZM189 91V92H187ZM66 92V93H65ZM100 92V94H99ZM186 94H185V93ZM227 92V93H225ZM255 92V93H254ZM63 93V95H62ZM104 93V95H103ZM108 93V95L110 94V97L109 96H106V94ZM172 93V94H171ZM180 93V94H179ZM183 93V94H182ZM119 94V96H117ZM123 94V95H121ZM125 94V95H124ZM179 94V96H178ZM196 94V95H195ZM199 94V95H198ZM201 94H202V97H201ZM2 95V97H1ZM52 95V96H51ZM75 95V96H74ZM97 95V96H96ZM99 95V96H98ZM113 95V96H111ZM181 95V97H180ZM187 95V96H185ZM198 95V96H197ZM206 95V97H205ZM220 95V96H219ZM49 96V97H48ZM60 96V97H59ZM63 96V98L65 99H61V97ZM66 96V97H65ZM96 96V97H95ZM101 96V97H100ZM126 96V97H124ZM145 96V97H143ZM176 96V97H175ZM200 96V97H199ZM7 100H6V98ZM44 97V98H43ZM47 97V98H46ZM77 97V98H76ZM107 97V99L109 101H107V99L105 98ZM125 100H124V98ZM174 97V98H173ZM200 99H199V98ZM14 98V99H13ZM99 98V99H98ZM101 98L103 100H101ZM110 98V99H109ZM115 98V99H113ZM129 99L127 101V99ZM181 98V99H179ZM198 98V99H197ZM9 99V100H8ZM12 99V101H11ZM35 99V100H34ZM66 99H68V101H66ZM94 99V101H93ZM97 99V100H96ZM113 99V100H112ZM123 99V101H122ZM196 99V100H195ZM204 99L206 101H204ZM18 100V102H17ZM23 100V101H22ZM26 100V101H25ZM29 102H28V101ZM34 100V101H32ZM106 100V102H105ZM112 100V101H110ZM115 100H116V103H115ZM119 100L120 103L117 101ZM176 100V101H175ZM178 100V102H177ZM188 100V101H187ZM203 100V103H201ZM211 100V101H210ZM9 101V102H8ZM31 101V102H30ZM73 101V102H72ZM75 101V102H74ZM146 101V102H144ZM185 101V102H184ZM193 101V103H192ZM210 101V102H209ZM22 102V103H20ZM40 102V103H39ZM60 102V103H58ZM70 102V103H68ZM79 104H77V103ZM99 102V103H98ZM102 102V103H101ZM110 102V103H109ZM112 102V103H111ZM123 102V103H122ZM125 102H129L130 104H125ZM135 102V103H136ZM173 102V103H172ZM175 102V103H174ZM32 103V104H31ZM81 103V104H80ZM109 103V104H108ZM180 106H178L177 105ZM187 103V104H186ZM190 105H189V104ZM207 103V104H206ZM17 104V106H16ZM21 104H24V105H21ZM27 104V105H26ZM38 104V105H37ZM65 104V105H64ZM74 104V105H73ZM94 104V105H93ZM103 104V105H102ZM109 105L107 107H110L109 109L106 107V105ZM110 104L114 105V106H110ZM119 104V105H118ZM123 104V106L121 107V105ZM173 104V105H172ZM183 104V105H182ZM26 105V106H25ZM32 105V106H31ZM37 105V106H36ZM53 105H54V109L53 108ZM61 105V107H60ZM73 105V107H72ZM102 105V106H101ZM125 105V106H124ZM36 106V107H35ZM56 106V107H55ZM59 106V107H58ZM105 106V107H103ZM120 106V107H119ZM203 106V107H202ZM58 107V108H57ZM82 107V111L80 110ZM113 107V108H112ZM117 109H116V108ZM119 107V108H118ZM193 107V108H192ZM196 107H201L202 110H200L199 112L197 110H199L198 108ZM68 108V109H69ZM74 108V109H72ZM98 108V109H97ZM104 108V109H103ZM123 108V109H122ZM188 110H187V109ZM200 108V109H201ZM209 110H208V109ZM34 109V110H35ZM87 109V110H86ZM119 109V111H118ZM122 109V111L120 110ZM187 111H186V110ZM196 109V110H195ZM84 110V112H83ZM86 110V111H85ZM104 111L105 112H100V111ZM107 110V111H106ZM185 110V111H184ZM56 111V112H55ZM99 111V114L97 113ZM77 112V113H76ZM116 112V114H115ZM125 112V113H123ZM209 112V113H208ZM53 113V114H52ZM55 113V114H54ZM82 113V114H81ZM85 113V114H83ZM97 115H95V114ZM100 113L101 115L105 114V116H100ZM110 113L112 114L111 115V118H110ZM153 113V114H151ZM157 113V114H156ZM197 113V114H196ZM87 114V115H86ZM91 114V115H90ZM109 114V115H108ZM156 114V115H155ZM219 114V116H218ZM65 115V114H64ZM63 115V116H64ZM78 115V117H77ZM81 115V116H79ZM83 115H85L86 117H84ZM95 115V116H93ZM115 117H114V116ZM120 115V116H118ZM160 115V116H159ZM214 115V116H213ZM88 117V119H86ZM93 116V117H92ZM99 116V117H98ZM109 116V118L107 117ZM116 116L118 118H116ZM65 117V116H64ZM81 117V118H80ZM92 117V118H90ZM98 117V118H97ZM108 120H106L105 119ZM165 117V118H164ZM217 117H215V119H217ZM85 118V119H83ZM98 119L97 120H95ZM106 120L104 122H102L103 120ZM123 118V119H124ZM99 119H101V121L99 122ZM113 119H117L115 122ZM122 118L120 120H123ZM89 120V121H88ZM195 120V121H193ZM99 122V123H98ZM102 122V123H101ZM114 122V124L116 123L117 126L114 127L115 125L112 123L111 125L109 124ZM196 123V124H195ZM207 123V122H206ZM195 124V125H194ZM200 124V125H199ZM104 125V126H103ZM109 125V126H108ZM114 125V126H113ZM108 126V127H107ZM114 129H112L113 127ZM89 127V125L87 126ZM99 127V126H97ZM105 127V128H104ZM194 127V128H193ZM100 128V127H99ZM180 128V126H179ZM194 130H193V129ZM183 130H181L180 128V132L183 131L185 132L186 129L182 128ZM110 130H112L110 132ZM122 133V132H121ZM182 133V132H181ZM193 133V134H192ZM183 134V133H182ZM105 135V133H104ZM106 137L108 135H105ZM213 136V134H212ZM109 137V136H108ZM107 137V138H108ZM125 140V137H121ZM123 139H120L121 141H123ZM112 141L107 142L106 144L107 145H111V147L113 146V148L115 149L116 148V144L111 143ZM117 142V141H116ZM123 143V142H122ZM190 144V143H189ZM188 145L189 149L187 150H190V146H192L191 150L192 151H197L195 150V147H193V145ZM187 147V148H188ZM186 149V148H185ZM190 150V152H191ZM200 151V150H199ZM203 151L202 154H204L205 156L208 154V152H206L205 150H201ZM189 152V151H187ZM165 154V155H164ZM163 156H161L160 160L162 161H159V163L157 164H154L150 167L151 164L150 161L148 164L146 163H143L141 162L139 159L137 160L136 158H132L133 159V164L135 166V169L137 168V170H141L142 172H144V175H146V177H148L149 179H152L154 178H157L159 179H162V184L160 183V188L161 189H157L156 191H159V194H161V202L160 204L158 205V203H156V205H152L150 206V209H148L146 206L147 205H144V203H139V208L141 210H139V215H142L141 217H139L138 219V223H136L137 225V231L139 233V238L142 239L141 242L143 245H145L147 247V251H148V260L149 262L153 263V264H179L181 262V264H223V260H226L225 258L229 259L230 261H232V263H235V264H239L241 261L240 264H258V263H261V261H264V245L262 244H258V243H255L254 245H256V247L254 248V250L251 252V253H244V254H236L234 252V250H231L227 247H220L221 245V242L224 241V245L227 246V242H226V239L222 240L223 238L226 237V234H224V232H221L219 229H217V234H219V238L221 239L219 244L216 246V247H209V239L208 237L204 234V232H202L203 230H200V224L202 220L201 218L198 217V215H194L193 211L191 212V210H188L187 206L184 205V203L182 201H180L178 198L179 197H176L178 195H175V194H170V190H169V186L167 183L166 180V170H164V168H162L163 164L168 160V158L166 159V153L163 152L162 154ZM176 157V156H175ZM118 158V157H117ZM131 159V160H132ZM170 159V158H169ZM175 159V158H174ZM181 159V158H180ZM118 161H121L120 158L117 159ZM203 160V159H202ZM136 161V162H135ZM132 162V161H131ZM138 163V164H137ZM162 164V166H161ZM143 169H145L143 171ZM190 168H186L184 171L185 173H182V174H178V171L175 172L177 177L176 178H179L180 179H183L185 180L184 182L187 181L186 185L188 184L189 185H195L196 190H193L190 189L188 190L187 187H186V191H188V193H193L194 195H203V193L205 191H207V183L206 182V178L209 179L210 181L212 180L213 176H210V175H205L204 172L198 174V171L197 173H195L193 170H190ZM164 171V172H163ZM189 171V172H188ZM147 172V173H145ZM192 172V173H191ZM195 174H194V173ZM154 174H155V177H154ZM165 174V175H163ZM187 174V175H186ZM191 174V175H190ZM210 174V173H208ZM150 175V176H149ZM160 175V176H158ZM197 175V176H196ZM202 175V176H201ZM196 176V177H195ZM207 176V177H205ZM181 177V178H180ZM190 177V178H189ZM201 177V178H200ZM164 178V180H163ZM200 179V181H199ZM205 179V180H204ZM178 180V183H181V181L179 182ZM156 181V180H155ZM189 181V182H188ZM192 181V182H190ZM195 181V182H194ZM158 182V181H157ZM197 182V183H196ZM183 183V182H182ZM191 183V184H190ZM204 185H203V184ZM223 183V181H222ZM166 185V186H165ZM182 185V184H181ZM183 185L185 186V183H183ZM206 185V186H205ZM49 189L51 190H54L55 189V184L53 185H46ZM165 186V187H164ZM191 186V187H192ZM194 186V187H195ZM205 186V187H204ZM54 187V188H53ZM163 187V188H162ZM201 187V188H200ZM23 189V190H22ZM202 189V190H201ZM184 190V191H185ZM25 191V193L27 192V194L29 193V195L26 197V196H22L21 192ZM203 191V192H202ZM35 192V191H34ZM31 189H29L26 185H24L22 179H21V168H20V165H19V162L16 158V155H15V152L13 151V149H11L10 147H6V144L4 143V141L2 140V138H0V264H99L98 261L92 256V251L87 250V249H83L82 252H83V255H79V254H74L72 253V243L71 241H73L74 239V236L71 235L69 232H67V230L65 228L62 227V225H59L61 224L59 221H57L58 219L56 218V216L52 213V211H50L49 208H47L46 204L44 203L43 201V197L41 196L40 197V194H38L37 192L34 193ZM196 192V194H195ZM33 193V194H31ZM164 193V194H163ZM153 197H155L154 195H157L155 192H153V194H151ZM174 195V196H173ZM168 196V198H167ZM4 197V198H3ZM166 197V198H165ZM174 197V198H173ZM165 199V200H164ZM167 199V201H166ZM3 200V201H2ZM172 200V201H171ZM6 201V202H5ZM166 201V202H165ZM175 201V202H174ZM3 202V203H2ZM168 202V203H167ZM173 202V203H172ZM179 202V203H177ZM210 202V201H209ZM2 204V205H1ZM6 204V205H5ZM181 204V205H180ZM213 204V203H211ZM9 205V206H8ZM14 205V206H13ZM18 205V207H17ZM164 205V206H163ZM178 205H180L182 208L183 207H187V211L186 209L184 210V213L183 215L180 216V214L178 213ZM8 206V207H7ZM11 206V207H10ZM144 206V207H143ZM5 207V208H4ZM16 207V208H15ZM65 207V210L67 211L68 215L76 220H80L79 217L77 216L76 212L73 211V207H69V206H64ZM146 207V208H145ZM165 207V208H164ZM171 207V208H170ZM67 208V209H66ZM168 208V209H167ZM177 208V209H176ZM12 209V211L10 210ZM16 209V212H14ZM146 209V210H145ZM156 209V210H155ZM10 210V211H9ZM143 210V211H142ZM150 210V211H149ZM166 210V211H164ZM175 210V212H173ZM2 211V213H1ZM162 211V212H161ZM177 211V212H176ZM10 212V214H9ZM154 212V213H152ZM173 212V214H171ZM189 212V213H188ZM6 213V214H5ZM24 213V214H23ZM142 213V214H141ZM149 213L151 214L150 215V220H147V218H144L146 217V214ZM155 213L157 214V216L155 215ZM160 213V214H159ZM176 213V214H175ZM191 213V214H190ZM193 213V217H195L193 219L192 215ZM4 214V215H3ZM20 214V215H19ZM147 214V215H149ZM159 215V216H158ZM176 215V216H175ZM177 215H179L180 217H184V218H181ZM185 215V216H184ZM26 216H29L32 220H33V223L31 224V228L30 229L28 226H24V227H19L18 224H19V221L22 219L24 220ZM187 216V217H186ZM2 217V218H1ZM11 217V218H10ZM154 217V218H153ZM158 217V218H157ZM162 217V219H161ZM166 217V218H165ZM191 218L192 220L190 219H187V218ZM196 217L199 218V220L197 222H195L193 224V222L197 219ZM6 220H5V219ZM19 218V219H17ZM15 219V220H14ZM45 219V220H44ZM146 219V220H145ZM158 219V220H157ZM160 219V220H159ZM167 219V220H166ZM172 219V220H171ZM182 221H180V220ZM185 219V221L183 220ZM5 220V221H3ZM21 220V221H22ZM35 220V221H34ZM156 220V222H155ZM165 220V221H164ZM171 220V221H170ZM174 220V221H173ZM190 220V221H189ZM50 221V222H49ZM188 221V222H187ZM11 222V223H10ZM59 222V223H58ZM155 222V223H154ZM162 222V223H160ZM173 222V223H172ZM15 223V224H13ZM43 223V224H42ZM152 223V224H151ZM154 223V224H153ZM175 223V224H174ZM177 223V225H176ZM179 223V224H178ZM12 224V225H11ZM146 224V225H145ZM149 226H148V225ZM161 224V225H160ZM165 224V225H164ZM173 224V226H171ZM199 224V225H198ZM37 225V226H36ZM46 225V226H45ZM48 225V228H46ZM58 225V226H57ZM142 225V226H141ZM170 225V227H169ZM175 225V226H174ZM181 225V226H180ZM199 227H198V226ZM11 226V228H10ZM13 226V227H12ZM51 226V227H50ZM152 226V227H151ZM160 226V227H158ZM197 226V227H195ZM16 227V228H15ZM34 227V228H33ZM40 227V229H39ZM157 227V228H155ZM165 227V228H164ZM172 227V228H171ZM176 227V228H175ZM178 227V229H177ZM194 227V228H193ZM4 228V229H3ZM29 228V229H28ZM50 228V229H49ZM180 228V230H179ZM183 228V230H182ZM187 228V229H186ZM17 229V230H16ZM27 229V230H26ZM35 229V230H34ZM161 229V230H160ZM168 229V230H166ZM172 229V230H170ZM175 229V230H174ZM5 230V231H4ZM22 233H19L20 231ZM33 230V232L31 231ZM145 230V232H144ZM155 230V231H154ZM177 230V231H176ZM179 230V232H178ZM14 231V232H13ZM164 231V232H163ZM167 231V232H166ZM173 231V232H172ZM182 231V232H180ZM187 231L186 235H185V232ZM13 232V233H12ZM18 232V233H16ZM28 232L30 234H28ZM43 234H41V233ZM57 232V233H56ZM153 234H152V233ZM202 232V234L200 233ZM219 232V233H218ZM47 233V234H46ZM146 233V234H145ZM151 233V234H149ZM156 233V234H155ZM163 233V234H162ZM166 233V235H165ZM180 233V234H179ZM195 233V235H193ZM198 233V234H197ZM23 234V235H22ZM41 234V235H39ZM148 234V235H147ZM173 234V235H172ZM196 234H197V237H196ZM224 234V235H223ZM13 235V236H12ZM28 235V236H27ZM52 235V236H50ZM153 235V236H152ZM162 235V236H161ZM171 235V236H170ZM180 235V237H179ZM192 235V236H191ZM198 235H200V238ZM224 236L223 238H221V236ZM23 236H26L23 238ZM31 236V237H30ZM39 236V237H38ZM41 236V237H40ZM146 236V237H145ZM150 236V237H149ZM164 236V237H163ZM169 236V237H168ZM182 236V237H181ZM2 237V238H1ZM58 237V238H57ZM65 237V238H64ZM159 237V238H158ZM192 239H190V238ZM196 237V238H195ZM30 238V239H29ZM66 239V240H62V239ZM151 240H150V239ZM155 238V239H154ZM163 238V240H162ZM164 238H167V239H164ZM170 238V239H169ZM182 238V240L180 239ZM198 238V239H197ZM5 239V240H4ZM11 239V240H10ZM14 239V240H13ZM26 239V241H24ZM40 239V240H39ZM56 239V240H55ZM59 239V240H58ZM147 239V240H146ZM177 239V240H176ZM180 239V241H179ZM29 240V241H27ZM68 240V241H67ZM70 240V241H69ZM138 240V239H137ZM165 240V241H164ZM176 242H175V241ZM192 240V241H191ZM200 240V242H199ZM3 241V242H2ZM10 241V242H9ZM35 241V242H34ZM41 241V242H39ZM47 241V243H46ZM150 241V242H149ZM154 241V242H153ZM156 241V242H155ZM178 241V242H177ZM188 241V243H187ZM195 241V242H194ZM197 241V242H196ZM2 242V244H1ZM23 242V244L25 246H21L20 243ZM43 242V243H42ZM53 242H54V245H53ZM57 242V243H56ZM59 242V243H58ZM139 242V240H138ZM152 242V244H151ZM168 242V244H167ZM182 242V243H181ZM4 243V244H3ZM28 243V244H27ZM31 243V244H30ZM36 243V244H35ZM39 243V244H38ZM42 243V244H41ZM175 244V248L173 247V245ZM203 243V244H202ZM244 243V242H243ZM45 247H44V245ZM148 244V245H147ZM161 244V245H160ZM179 244V245H178ZM187 244V245H186ZM191 244V245H190ZM240 245L238 246V248L240 246H242V243H239ZM31 245V246H30ZM193 245V246H192ZM208 245V246H207ZM223 245V244H222ZM20 246V247H19ZM33 246V247H32ZM52 246V247H51ZM56 246V247H55ZM69 246V247H68ZM150 246V247H149ZM158 246V247H157ZM163 246V247H162ZM169 246V248H167ZM171 246V247H170ZM198 246V247H197ZM10 247V249H9ZM25 247V248H23ZM27 247H29L28 249H26ZM38 247V248H37ZM49 247V248H48ZM58 247V248H57ZM155 247V248H154ZM183 247V248H182ZM185 247V248H184ZM194 247V248H193ZM243 247V246H242ZM240 248L239 250H243V248ZM34 248V249H33ZM41 248L43 249V251H41ZM65 250H64V249ZM68 248H71L68 249ZM151 248V249H149ZM161 248V249H160ZM171 248V249H170ZM190 248V249H189ZM208 248V249H207ZM222 248V249H221ZM227 248L226 250H223ZM263 248V249H262ZM26 249V250H25ZM32 249V250H31ZM45 249V250H44ZM48 249V250H47ZM146 249V248H145ZM155 249V250H154ZM159 249H160V252H159ZM186 249V250H185ZM200 249V250H199ZM24 250V251H23ZM30 250V251H29ZM70 250V251H69ZM173 252H172V251ZM177 250V251H176ZM182 253H181V251ZM203 250V251H202ZM263 250V251H262ZM39 251L42 252V254L40 255L39 254ZM154 251V252H153ZM159 253H158V252ZM169 251V252H167ZM171 251V252H170ZM175 251V253H174ZM188 251V252H187ZM190 251V252H189ZM202 251V252H200ZM206 251V253H204ZM223 253H222V252ZM262 251V252H261ZM17 252V253H16ZM21 252V253H20ZM31 252V253H30ZM60 252V253H59ZM210 252V253H208ZM225 252V254H224ZM3 253V254H2ZM37 253V254H36ZM59 255H58V254ZM170 253V254H169ZM177 253V254H176ZM200 253V254H199ZM221 253V254H220ZM227 253V255H226ZM232 253V254H231ZM258 255L259 259L261 260H258L257 259H253L254 257L253 256H256L255 255ZM259 253V254H258ZM21 254V255H20ZM159 254V255H158ZM164 256H163V255ZM166 254V256H165ZM169 254V255H168ZM174 254V255H173ZM206 254V255H205ZM224 254V255H223ZM251 254V255H250ZM262 254V256H261ZM25 255V256H24ZM29 255V256H28ZM32 255V256H31ZM154 255V256H153ZM163 257H162V256ZM176 255V256H175ZM187 255V256H186ZM208 256V257H204V256ZM212 255V256H211ZM218 255V257H217ZM220 255V256H219ZM250 255V256H249ZM63 256V258H61ZM83 256V257H82ZM87 256V257H86ZM183 256V257H182ZM2 257V258H1ZM4 257V259H3ZM27 257V258H26ZM39 257V258H38ZM59 257V258H58ZM65 257V258H64ZM164 257H166L164 259ZM174 257V258H173ZM222 259H221V258ZM251 262H249V259ZM261 257H263V259H261ZM58 258V259H56ZM83 258V259H82ZM169 258V259H168ZM180 258H182V261ZM212 258V259H210ZM246 258V260L244 259ZM252 258V259H251ZM25 259V260H23ZM40 259V260H38ZM42 259V260H41ZM45 259V260H44ZM62 259V260H60ZM89 259V260H88ZM159 259V260H157ZM190 259V260H189ZM221 259V260H220ZM232 259V260H231ZM236 261H234V260ZM236 259H239L238 261ZM23 260V261H22ZM31 260V261H30ZM165 260V262H164ZM204 262H203V261ZM209 260V261H208ZM214 262H213V261ZM39 261V262H38ZM42 261V262H41ZM53 261V262H52ZM105 261H107L105 259ZM104 261V262H105ZM175 261V262H174ZM219 261V262H218ZM221 261V262H220ZM17 262V263H16ZM31 262V263H30ZM47 262V263H46ZM164 262V263H163ZM189 262V263H188ZM202 262V263H201ZM210 262V263H209ZM245 262V263H244Z\"/></svg>","mask_w":264,"mask_h":264}]
</instances>
